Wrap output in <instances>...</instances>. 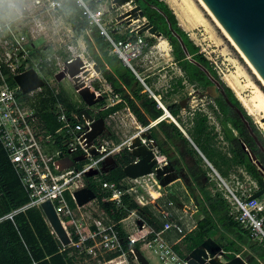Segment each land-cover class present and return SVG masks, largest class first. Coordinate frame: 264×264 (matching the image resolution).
I'll return each mask as SVG.
<instances>
[{"label":"trees","instance_id":"obj_1","mask_svg":"<svg viewBox=\"0 0 264 264\" xmlns=\"http://www.w3.org/2000/svg\"><path fill=\"white\" fill-rule=\"evenodd\" d=\"M134 1L141 6L144 15L169 41L175 62L189 80L192 83L198 82L203 92L202 96L211 97L207 103L209 111L201 107H192L190 97L181 96L170 102L162 90L153 89L154 94L161 97L160 101L188 134L185 135L176 122L169 117L163 118L164 109L153 93L146 90L134 71L110 51L109 44L99 36L98 29L95 28L94 39L98 51L89 40V55L99 65L102 75L113 92L122 98L115 105L99 111L98 117L106 119L114 111L129 108L142 126H149L154 121L158 122L149 128V132L160 151L167 157L169 164L175 167L177 174L185 182L191 198L202 215L197 226L180 234L179 241L173 244L174 250L182 258L210 236L216 237L221 243L226 241L227 249L240 250V243L250 244L251 237L235 220L231 213V203L218 188L216 180L211 177L212 169L206 159L224 177H229L231 173L243 168L257 181L259 187L263 188L264 135L233 89L218 76L214 65L200 52L199 46L190 39L187 31L179 24L168 2L166 0ZM70 5L74 8L72 18L74 29L80 35L88 23L81 18L82 8L77 5L76 0H70ZM2 10L0 9V13ZM151 42H154V38ZM184 80L185 75L179 77L178 86L174 88L173 94L180 92L177 87L185 88ZM145 81L150 85L149 79L146 78ZM94 85L98 86L99 83L94 82ZM38 99L39 115L51 130L59 127L54 110L57 103L63 104L69 113L77 109L64 90L55 92L50 88L49 83L43 87ZM103 105L104 100L101 102V106ZM217 125L220 126V130ZM59 145L65 153L68 152L62 142ZM115 157L118 167L109 173L101 174V177L127 189L123 196L124 206L118 208L112 202H105V197L109 193H100L95 185L92 188L101 199L105 213L116 223L124 250L129 251L130 246L140 247L141 244V242L132 244L120 223L132 210L141 209L147 213L145 222L153 229L148 239L154 238L164 224L150 207L153 205L157 208L156 204H159L149 192L151 175L138 178L129 189V186L122 183L127 177L123 167L133 162L135 157L128 148H124ZM28 201L29 195L0 143V218H3L0 221V264H79L78 261L81 260L76 257L79 254L78 249L73 246H62L51 233L37 208H28L15 213L12 217H5ZM141 201L145 204L141 205ZM255 248L256 246H253V249ZM255 250L261 252L258 248ZM118 254L119 252L107 253L104 258L110 259ZM129 255L128 260L133 264L134 255L131 252ZM260 255L264 257V251ZM83 256L81 255L82 258Z\"/></svg>","mask_w":264,"mask_h":264},{"label":"built area","instance_id":"obj_2","mask_svg":"<svg viewBox=\"0 0 264 264\" xmlns=\"http://www.w3.org/2000/svg\"><path fill=\"white\" fill-rule=\"evenodd\" d=\"M67 1L0 0V9H3L0 13V143L29 195V201L24 206L5 217H12L15 213L28 208L41 207L45 202L50 201L71 238L70 246L78 249L79 253L91 256L97 255L99 250L119 252V255L113 259L100 263L129 264L126 253L131 252L134 255V249L124 250L116 223L106 222L104 218L86 210V207L91 208L92 204L100 207V202L92 200L84 206L78 205V209H84L77 214L68 201V195L75 204H78L75 196L77 190L99 185L104 192L109 193L105 197L106 202H112L118 208L124 206L123 196L127 189L102 179L99 177L102 173L91 177H88L87 173L95 169L100 170L107 158L128 148L133 137L141 136L147 127L139 126V131L131 139L121 143L114 138L111 129V131L107 129L108 131L90 141L93 122L98 118L99 111L115 105L122 98L115 94L106 79L95 71L94 62H90L84 53H79L85 67L79 76L88 85L90 91H94L97 97H102L104 100V105L97 110H92V106L86 107L93 120L81 114L80 110L69 113L63 104L57 103L54 110L59 127L55 130L49 129L41 120L37 107V96L42 94L43 87L24 93L14 79L17 74L34 68L39 76L49 83L48 76L54 80L57 72L64 68L65 60H61L57 53H50L47 46H37V41L46 38L38 19H44L48 15H56L58 19H62L64 12L71 13L66 6ZM76 2L82 8L81 18L88 23L83 29L85 34L91 37L97 28L99 35L111 44L114 55L131 68L147 86L140 67L156 68L157 56L154 50L159 48V43H152L151 39H160L163 35L153 34L149 30L140 32L142 26L149 21L147 16H141L143 9L141 7L136 9L138 4L130 0L119 6L123 7L124 11L113 16V8H117L115 0H76ZM62 10L64 12L59 13ZM59 31L57 30L56 33ZM90 65L94 73L87 78L84 73L87 70L90 72L88 69ZM94 82H99V85H94ZM147 88L149 89L148 86ZM106 100L109 102L106 103ZM127 111L131 121L137 123L135 115L129 108ZM118 112L120 111H114L108 117L115 118ZM141 141L148 147L152 146L151 149L155 154L156 164L150 174L154 177L157 169L163 168L169 161L157 146H153L154 139L141 137ZM60 142L67 147V153L60 148ZM50 146H55L57 149L53 153H48L46 149ZM94 149L97 151L96 154L93 153ZM60 153H63V156H60ZM79 156L84 158L77 159ZM69 158L76 160L71 161ZM217 175L221 180V190L231 203L235 219L249 231L253 240L264 245V198H249L259 190L257 181L246 170H241L242 176L232 175L228 180L223 179L219 173ZM245 178L249 181L245 182ZM132 187L133 185L129 189ZM135 213V210H132L129 215ZM68 225H71L72 229H69ZM133 225L137 230L140 229L136 219L133 220ZM183 226L182 223L171 219L165 224V229L183 232ZM122 228L132 244L142 242L147 250L158 254L163 264H195L191 259L179 257L160 237L147 240V232L137 236L126 232L124 226ZM52 233L57 235L55 230ZM231 254L232 251L221 248L213 257L226 261ZM236 256L240 257L241 254ZM209 259L211 257L207 261ZM257 260L259 264H264L262 259L257 258ZM247 264L251 263L247 262Z\"/></svg>","mask_w":264,"mask_h":264},{"label":"rangeland","instance_id":"obj_3","mask_svg":"<svg viewBox=\"0 0 264 264\" xmlns=\"http://www.w3.org/2000/svg\"><path fill=\"white\" fill-rule=\"evenodd\" d=\"M166 1H168L169 5L174 10L178 18L179 24L183 27V29H185V31H187L190 39L194 43H196V45L199 46L200 52H202L214 65L218 73V76L233 89L236 96L238 97V99L241 101L242 105L246 109L247 113L251 115L255 123L258 126L260 125L264 128V122L262 121V118L264 117V111H261L256 114L250 113L240 98V96H243L247 100L250 99L254 95V92L257 89H260L264 92V85L262 81L257 77L256 73L253 72V69L249 66L247 60L245 59L246 57L244 58L242 54L237 50V48L228 40V38L223 34L219 26H217V23L213 20L211 15L206 11V9H204V7L200 4L198 0H186V1L166 0ZM187 4L189 5V8L192 6L195 12L198 11V15L200 14L199 19L196 18V16H193L194 14L191 11H189L190 9L187 8L188 7ZM124 10L125 9L123 7L113 8L112 14L113 16H117L119 13H121ZM62 12L64 11L63 10L59 11V13ZM178 14L181 15V18L184 17L183 21L178 17ZM191 15L192 17H190ZM192 18L193 19L195 18V20H193ZM187 19H189V21ZM50 20L51 22L55 23L56 28L61 29V44L58 42L55 45L48 46L46 45L47 42L44 39L43 40L40 39L37 41V43H40L39 45H41L42 47L47 46V49L50 53H55L56 51L55 49L61 46L60 49L58 50V54L60 55L61 60L66 61V59L72 58L75 55L84 52L86 57L89 59V61L93 62L90 60V55L87 48L88 40L85 37L84 33L82 35H78L74 29L68 31L65 27H63L65 24L69 26L66 23L67 20L66 17L63 20V19H58L56 15H53L50 16ZM196 20H198L199 22L197 23ZM61 21L63 22L60 23ZM161 40H165V44L163 45V47L159 46L158 44L159 48H155L154 50L155 55L157 56V60L155 64L156 68L147 69L148 68L147 66L146 67L141 66V69L143 70V74L145 76L151 75L148 77V79L151 80L152 84L155 85V87L162 90V92L164 93V95L167 96V99L170 102L178 99L181 96H187L190 97L192 107L194 108L201 107L206 111H209V109L207 108V103L211 100V97L209 95L202 96L203 92L202 89L199 88L198 82L194 81V83H192L189 80V78L186 76L185 72L175 62V58L172 52V46L169 43V41L166 39V37L163 35L160 39L154 38V42L156 44L160 43ZM88 69L90 70V74H91L92 71L91 67L88 66ZM95 71L98 72L96 69ZM90 74L87 78H90L93 73L91 75ZM100 75L101 77H103L101 73ZM184 75H185V80H184L185 88L181 89L180 87H177L180 90V92L177 94H173L175 90L174 88L178 86L179 77H183ZM51 78L52 77L48 76L50 88L54 89L55 92L64 90L68 94L70 101L77 108L76 111H79L80 109L87 107V104L85 103L81 95L78 93V91L74 88L72 80L69 77H65L60 81L57 80L56 78L54 80H51ZM38 96H37V101H38L37 107L40 103ZM157 97L159 98V96ZM107 102L109 101L106 100V103ZM100 106H101V102L93 105L91 108L92 110H97L100 108ZM126 114H128V111L124 109L118 112L115 118H109V117L106 118V122L110 124L109 127L114 134V138L120 143L123 141H128L136 132L139 131V124H137L135 121H131V120L128 121L127 117L129 116H127ZM183 114L185 115L186 112L184 111ZM125 121L127 122V124H123ZM217 128L220 130L219 125H217ZM56 149L57 148L55 146H50L48 149H46V151H48V153H53ZM99 177H101V175H99ZM99 177L96 178L98 179ZM151 177L152 179L149 182V189H152V184H154L155 182L159 183L158 181L155 180L153 176ZM135 180H132V182H129L128 180V182L130 185H133ZM179 191H182L181 183L180 182L174 183L173 185H171L170 190H168L169 195L167 193V196L164 199H169L171 197L174 199H178L180 195ZM190 204H191L190 201L186 203V207H188V209L192 208V205ZM161 205L166 210V205H164L163 203H161ZM150 207L153 213L156 212V209L153 205H150ZM135 212L137 217H139V219L142 220L144 223L147 218V213H144L141 209H135ZM197 217H198L197 213H194L195 220L197 219ZM127 222H123V224H126ZM220 244L226 247L227 242L222 241V243ZM142 251L146 256L148 257L150 256L151 258L150 261L152 264H161V261L157 257L158 254H155L154 252L152 253L151 251L145 249H143ZM151 256H155V257H151ZM99 264L101 263L99 262Z\"/></svg>","mask_w":264,"mask_h":264},{"label":"water","instance_id":"obj_4","mask_svg":"<svg viewBox=\"0 0 264 264\" xmlns=\"http://www.w3.org/2000/svg\"><path fill=\"white\" fill-rule=\"evenodd\" d=\"M128 1L130 0H115V6H122ZM202 1L205 3L208 9H210L217 21L221 24L238 49L248 59L250 64L264 81V0ZM20 7L23 10L22 6ZM140 7L141 6L138 5L136 9H139ZM143 15L144 12L142 11L141 16ZM146 30H149L151 33L156 35H162V33L158 30V27L150 21L142 26L140 32L142 33ZM93 67L98 72H101V69L96 62H94ZM83 68L85 67L81 56L76 55L65 61L64 68L57 72L56 79L60 81L65 77H69L72 80L74 88L81 95L87 106H93L99 102H102L103 98L97 97L94 91H90L88 85H86L85 81L81 79L79 74L82 72ZM88 74L89 71H85L84 75ZM14 79L15 82L20 85L24 93L36 90L39 87H44L48 83L44 78L39 76L34 68H30L20 74H17ZM159 104L165 112L163 118L169 117L172 121L177 123L176 119L170 113L168 108L160 101ZM80 112L85 117L93 120V117L86 108L80 109ZM262 121L264 122V117L262 118ZM258 127L260 128L261 133L264 135V128L260 125ZM107 129L108 125L106 119L101 116L98 117L93 122V130L90 133V141L98 135L104 133ZM141 137L153 139L152 134L149 131H144L141 136L138 135L133 137L128 149L131 150L135 160L123 167L126 176L133 179L150 175L153 172V166L156 164L155 154L151 149L152 146L148 147L142 143ZM153 146H157V143L154 142ZM93 153L96 154L97 151L94 149ZM60 156H63V153H60ZM83 158V156L77 157V159ZM253 159H255V157H253ZM63 160L65 161L66 157L63 158ZM70 160L74 161L76 159ZM110 164L118 165L115 157L107 158L103 162L100 170H92L87 173V176L91 177L98 175L99 173H108L111 169H113V166L108 167ZM156 177L159 179L160 184L163 187H166L180 178L175 167L169 163L163 168L157 169ZM263 194L264 187L256 191L249 198L253 199L260 197ZM75 195L80 205H83L96 197L95 191L89 187L77 190ZM42 206L63 245H70L71 238L62 225V222L58 217L53 204L50 201H47ZM138 223L140 226L143 225V221L140 219L138 220ZM132 248L134 249V256L139 264H152L150 259L143 253L140 247L133 246ZM220 249L221 245L214 238L208 237L198 247L194 248L186 258L191 259L193 262H195V264H247V262L239 256L234 257L228 262H222L218 258L213 257L216 254V251ZM209 257H211V259L207 261Z\"/></svg>","mask_w":264,"mask_h":264},{"label":"crops","instance_id":"obj_5","mask_svg":"<svg viewBox=\"0 0 264 264\" xmlns=\"http://www.w3.org/2000/svg\"><path fill=\"white\" fill-rule=\"evenodd\" d=\"M168 2V1H167ZM169 4V3H168ZM66 6L69 8V11H71V13L70 14H67V12H64V14H63V20L65 19V17L67 18V20H66V23L69 25V26H67L66 24L63 26V27H65L68 31H71L72 29H74V23H73V17H74V8H72V6L70 5V0H68L67 1V3H66ZM50 16H53V15H48V16H46L44 19H38V22L41 24L40 25V27L42 28V32L45 34V36H46V38H43L46 42H47V44H48V46H50V45H55V44H57L58 42L61 44V29H58V28H56L55 27V23H53V22H51V20H50ZM63 21H61L60 23H62ZM85 29V28H84ZM57 30H60L59 31V33H56L57 32ZM75 30V29H74ZM84 33V35H85V37L87 38V40H88V45H89V40L93 43V45L96 47V49H97V51H98V48H97V46H96V44H95V39H94V32L92 33V35H91V37H89L88 35H86L85 34V32H84V30H82V33L80 34V35H82ZM64 34V33H63ZM78 34V33H77ZM42 36H43V34H42ZM44 36V37H45ZM100 36V35H99ZM101 37V36H100ZM105 42H107L108 44H109V46H110V51L112 52V50H111V44L108 42V41H106L103 37H101ZM42 39V40H43ZM39 44L40 43H37V46H39ZM88 45H87V48H88V52H89V47H88ZM61 47V46H60ZM60 47H58L57 49H55L56 51H55V53H57L58 54V50L60 49ZM82 53H84V52H82ZM85 54V53H84ZM79 55V54H78ZM76 56V55H75ZM70 59V58H69ZM66 60H68V59H66ZM90 60L91 61H93V62H96V61H94V60H92V58L90 57ZM94 64V63H93ZM140 70H141V75L143 76V77H145V78H147L148 79V77L149 76H151V75H147V76H145L144 74H143V70L141 69V67H140ZM99 73H101V72H99ZM135 73V72H134ZM102 74V73H101ZM136 74V73H135ZM103 76V75H102ZM104 77V76H103ZM146 82V81H145ZM99 83V82H98ZM147 86L149 87V89L147 88ZM147 86L145 85V87H146V90H149L151 93H153V95H154V97L158 100V101H160V96H159V98L154 94V92H153V89H158L157 87H155V85H153L152 84V82H151V80H150V85H148L147 84ZM161 102V101H160ZM162 103V102H161ZM163 104V103H162ZM164 105V104H163ZM127 110V108H123V109H121V110H118V111H122V110ZM127 115V114H126ZM128 116V115H127ZM128 118V121L129 120H131L130 119V117H127ZM41 120L44 122V120L41 118ZM177 121V120H176ZM157 121H154V122H152L149 126H146L147 128H146V131H149V128L151 127V126H153V125H155V123H156ZM45 123V122H44ZM125 124H127V122L125 121L124 122ZM123 123V124H124ZM137 124H139V126L140 127H143L139 122H137ZM177 124L179 125V123L177 122ZM107 125H108V127H109V123L107 122ZM180 126V125H179ZM181 127V126H180ZM109 129H110V127H109ZM108 129V130H109ZM181 129L183 130V131H185L182 127H181ZM107 130V131H108ZM111 131V130H110ZM186 133V132H185ZM185 135H187L188 136V134L186 133ZM157 147H158V145H157ZM118 155V154H117ZM116 156V155H115ZM115 156H111V157H115ZM116 158V157H115ZM206 159V158H205ZM206 161H207V163H208V165L211 167V169H212V173H211V177L213 178V179H215L216 180V182H217V186H218V188L221 190V186H220V184H221V180H220V178L218 177V175H217V173H219L220 174V172L212 165V163L209 161V160H207L206 159ZM109 166H113V169H111L109 172H111L112 170H114L115 168H117L118 167V165H108V167ZM241 170H244L243 168H240L239 169V171L238 172H233V173H231L230 175H229V177H224V176H222L221 174V176H222V178L223 179H230L231 177H232V175H240V176H242L241 175ZM108 172V173H109ZM103 174V173H102ZM154 178H155V180H157L159 183H160V181H159V179H157V177H156V175L154 176ZM253 178V177H252ZM246 179V178H245ZM244 179V181L245 182H247V179L245 180ZM254 179V178H253ZM128 180H129V182H132V180H134L133 178H131V177H126V178H124L123 180H122V183L124 184V185H127V186H129V187H131V185L129 184V182H128ZM255 180V179H254ZM181 183V186H182V191H179V197H178V199H174V198H169V199H164L166 196H167V193H168V190H170V188H171V185H173L174 183ZM159 183H154V186H152V189H149V192H150V194H151V192L152 191H154V192H157L156 193V195H152V198L153 199H155V200H158V202H159V204L157 203L156 205H157V208H155L156 209V212H154V214L158 217V219L164 224L163 225V228L161 229V230H159L157 233H156V236L154 237V238H156V237H160L165 243H167L171 248H172V250H174V248H173V244L174 243H176L177 241H179V239H180V234H182V233H184L185 231H188V230H191V229H193L194 227H196L197 226V223H198V220H199V218L200 217H202V215H201V213L199 212V210H198V207L196 206V204L194 203V201H193V199L191 198V196H190V194H189V192H188V189H187V187H186V184H185V182L183 181V179L180 177L178 180H176L175 182H173V183H171V184H169V185H167L166 187H163L161 184V186L159 185ZM98 189H99V192L100 193H106V192H104L103 191V189H102V187H100L99 185H95ZM86 187H89V188H91V189H93L92 187H90V186H86ZM82 188H85V187H82ZM82 188H80V189H82ZM94 190V189H93ZM95 191V190H94ZM212 191V190H211ZM222 191V190H221ZM258 191V190H257ZM223 192V195H224V191H222ZM76 193V192H75ZM95 193H96V191H95ZM255 193V192H254ZM253 193V194H254ZM168 195H169V193H168ZM264 195V194H263ZM263 195H261L260 197H256V198H260V199H263L264 198V196ZM76 196V195H75ZM225 196V195H224ZM77 198V197H76ZM226 198V197H225ZM227 199V198H226ZM92 200H96V201H99L100 202V207H98V206H96V205H94V204H92L91 205V208L90 207H86V210H89L90 212H93V214L95 215V216H98V217H100V218H104V220L106 221V222H110V221H112V219L110 218V216L108 215V214H106L105 213V211L103 210V208H102V206H101V199L98 197V194L96 193V197L95 198H93V199H91L90 201H92ZM184 200H186V201H184ZM228 200V199H227ZM68 201H69V203H70V205L72 206V208H74L75 210H76V212H77V214H80V212L84 209V208H82V209H78L77 208V206L78 205H80L79 203L78 204H75V202H74V200L68 195ZM78 201V200H77ZM90 201H88V202H86L85 204H83V205H80V206H84V205H86L87 203H90ZM105 201V200H104ZM188 201H190V205H192V208L191 209H188V207H186V203L188 202ZM106 202V201H105ZM160 202L161 203H163L164 205H166V210L164 209V208H162V205L160 204ZM170 202H172V204H170ZM114 204V203H113ZM145 203H144V201H141V205H144ZM35 208H37L41 213H42V216H43V218H44V220H45V222L47 223V225H48V227L50 228V231H51V233L53 232V230H55L54 229V227L52 226V223L50 222V219L48 218V215L46 214V212H45V210H44V208H43V206H41V207H35ZM193 210V211H192ZM14 211V210H13ZM233 211V209H232V206H231V213L234 215V218H235V213H233L232 212ZM12 212V211H11ZM194 213H197V215H198V217H197V219L195 220V218H194ZM170 214H172V216H170ZM3 218H0V221L2 220ZM137 220V223H138V220H139V218H137V215H136V213L135 214H131V215H129L128 217H126V218H124V219H122L121 221V226H124L125 228H126V232H130V233H133V234H135V235H137V236H141V235H143V234H145L146 232L148 233V235H147V240H152V239H154V238H152V239H148V237H149V235L151 234V232L153 231V229H152V227L149 225V224H147L146 222H144L143 223V225L142 226H140L139 225V223H138V228H140L139 230H137V227H135L134 225H133V220ZM171 219H175L176 221H178V222H180V223H182L184 226V230H183V232H178V231H176V230H174V229H165V224L167 223V222H169ZM128 220H130V221H128ZM236 220V219H235ZM128 221V222H127ZM123 222H127L126 224H123ZM123 224V225H122ZM241 225V224H240ZM242 226V225H241ZM68 228L69 229H72V226L71 225H68ZM242 228L243 229H245L243 226H242ZM246 230V229H245ZM149 231V232H148ZM248 231V230H247ZM57 233V232H56ZM160 233V234H159ZM248 233H249V231H248ZM53 234V233H52ZM58 240H59V242L62 244V246H64V247H66L65 245H63V243H62V241L60 240V238H59V236H58V234L57 235H55V234H53ZM250 235V234H249ZM210 237H212V238H214L219 244L221 243L216 237H214V236H210ZM251 237V236H250ZM208 238V237H207ZM206 238V239H207ZM221 245V248H223V249H225V250H227V251H232V253L233 254H231V255H229V258H228V260H226V261H222V262H228V261H230L231 259H233L234 257H238V256H236V254H241V256L240 257H243L244 259H245V261H247V262H249V263H251V264H259V262H258V260H257V258H260V259H262L263 261H264V257H262L261 255H260V253L261 252H263L264 251V245H263V243L261 244V243H259V242H257V241H255V240H253L252 239V237H251V243L250 244H247V243H240V246H241V248H240V250H235V249H227L226 247H224V246H222V244H220ZM256 246V248H258L261 252L259 253V251L257 252V250H255V249H253V246ZM67 246H70V245H67ZM143 246V244H142V242H141V244H140V248L143 250L144 248H145V250H147L146 249V247H142ZM133 246H130V248H132ZM175 252H176V250H174ZM218 251V250H217ZM216 251V252H217ZM79 253V252H78ZM107 253H115V252H108V251H106V252H103V251H101V250H99L98 251V253H97V255H87V254H84V253H79L76 257L78 258V260H81V262H79L78 261V263L79 264H81V263H87V264H94V262H96V264H99V262H103V261H108V260H110V259H113L114 257H116V256H118V255H116V256H114V257H112V258H110V259H105L104 257H105V255L107 254ZM153 253V252H152ZM128 254V255H127ZM176 254L177 255H179L177 252H176ZM190 253H188L187 254V256L189 255ZM81 255H84L83 256V258L81 257ZM130 255H129V253H126V257L128 258ZM186 256V257H187ZM102 257V258H101ZM148 257V256H147ZM151 257H155V256H151ZM157 257L159 258V256L157 255ZM179 257H181L180 255H179ZM182 258V259H187V258ZM150 260H151V258H150V256L148 257ZM88 259H90V260H88ZM159 260H160V258H159ZM188 260V259H187ZM129 261V260H128ZM161 261V260H160ZM221 261V260H220ZM139 264L138 263V261L137 260H135V261H133V264ZM129 264H131L130 263V261H129ZM161 264H162V261H161Z\"/></svg>","mask_w":264,"mask_h":264},{"label":"bare ground","instance_id":"obj_6","mask_svg":"<svg viewBox=\"0 0 264 264\" xmlns=\"http://www.w3.org/2000/svg\"><path fill=\"white\" fill-rule=\"evenodd\" d=\"M186 1V0H184ZM200 2V4L204 7V9H206V11L211 15V17L213 18V20L217 23V26H219V28L222 30L223 34L228 38V40L237 48V50L242 54V56L245 58V56L243 55V53L238 49V47L236 46V44L232 41V39L230 38V36L228 35V33L224 30V28L221 26V24L217 21V19L215 18V16L212 14V12L210 11V9H208V7L205 5V3L202 1V0H198ZM188 5V4H187ZM191 5V4H190ZM189 8V5L188 7ZM186 8V9H187ZM194 15L193 16H196V18L199 19V15H198V11L195 12V10L192 8V6L189 8ZM186 11V10H185ZM184 11V12H185ZM187 12V11H186ZM180 13V11H179ZM178 17L180 19H182L183 21V18H181V15L178 14ZM192 17V15L190 16ZM189 17V19H190ZM186 18V17H185ZM189 19H187L189 21ZM193 19V18H192ZM191 19V20H192ZM195 20V18L193 19ZM197 23L199 22L198 20H196ZM195 22V21H194ZM193 22V23H194ZM190 24V23H189ZM188 25V24H187ZM193 26V25H192ZM165 44V40H161L160 43H159V46L163 47V45ZM165 47V46H164ZM249 64V66L253 69V72L256 73L257 77L262 81L263 85H264V81L263 79L259 76V74L256 72V70L253 68V66L250 64V62L248 61L247 58H245ZM91 67V74L94 73L93 72V69H92V66L90 65ZM90 74V72H89ZM89 74L87 75V77L89 76ZM90 74V75H91ZM241 100L243 101L244 105L247 107V109L249 110L250 113L252 114H256V113H259L261 111H264V92L260 89H257L255 92H254V95L250 98V99H245L243 96H240ZM158 123V122H157ZM156 124V123H155ZM154 193H157V192H154L152 191L151 194L154 195Z\"/></svg>","mask_w":264,"mask_h":264},{"label":"flooded vegetation","instance_id":"obj_7","mask_svg":"<svg viewBox=\"0 0 264 264\" xmlns=\"http://www.w3.org/2000/svg\"><path fill=\"white\" fill-rule=\"evenodd\" d=\"M263 173H264V171H263ZM258 185H259V184H258ZM260 189H262V188L259 187V190H260Z\"/></svg>","mask_w":264,"mask_h":264}]
</instances>
